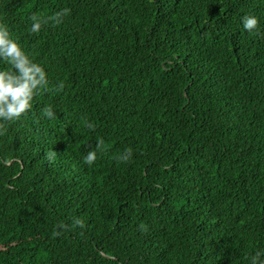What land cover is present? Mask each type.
<instances>
[{
	"label": "trees",
	"instance_id": "obj_1",
	"mask_svg": "<svg viewBox=\"0 0 264 264\" xmlns=\"http://www.w3.org/2000/svg\"><path fill=\"white\" fill-rule=\"evenodd\" d=\"M0 20L49 74L0 136V264H248L264 248V0H0Z\"/></svg>",
	"mask_w": 264,
	"mask_h": 264
},
{
	"label": "clouds",
	"instance_id": "obj_2",
	"mask_svg": "<svg viewBox=\"0 0 264 264\" xmlns=\"http://www.w3.org/2000/svg\"><path fill=\"white\" fill-rule=\"evenodd\" d=\"M70 8H63L53 15L45 16L33 12L30 16L31 33H38L42 27L49 23L60 24L64 16L70 14ZM243 28L252 33L259 31L260 18L256 15L245 14L242 17ZM7 64L8 67H0V136L6 131V122L19 119L26 114L33 106L34 98L49 85V74L44 63L37 60L35 53L27 50L18 37H14L4 21L0 20V64ZM64 87V83L59 85ZM44 115L52 119L56 117L55 111L51 105L43 109ZM84 126L87 129L94 130L96 124L91 120H84ZM90 149L83 155L82 159L88 166H93L98 158V149ZM133 155L131 147L124 149L118 154L117 159L126 162ZM55 151L50 154L54 158ZM73 226H85V220L81 217H73ZM67 224H59L58 229L67 228ZM57 235L60 231L56 232ZM248 264H264V248L256 249L246 257Z\"/></svg>",
	"mask_w": 264,
	"mask_h": 264
},
{
	"label": "rangeland",
	"instance_id": "obj_3",
	"mask_svg": "<svg viewBox=\"0 0 264 264\" xmlns=\"http://www.w3.org/2000/svg\"><path fill=\"white\" fill-rule=\"evenodd\" d=\"M140 60H141L140 62H141L143 65L146 66V65L148 64V63H147L148 60H145V58H140Z\"/></svg>",
	"mask_w": 264,
	"mask_h": 264
}]
</instances>
